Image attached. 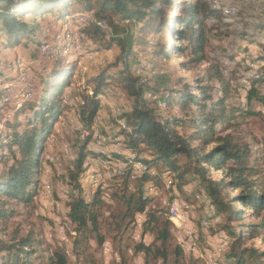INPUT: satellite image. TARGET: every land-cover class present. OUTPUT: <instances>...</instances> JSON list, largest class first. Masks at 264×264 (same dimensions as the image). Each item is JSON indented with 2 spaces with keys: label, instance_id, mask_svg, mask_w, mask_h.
<instances>
[{
  "label": "trees",
  "instance_id": "trees-1",
  "mask_svg": "<svg viewBox=\"0 0 264 264\" xmlns=\"http://www.w3.org/2000/svg\"><path fill=\"white\" fill-rule=\"evenodd\" d=\"M74 4L80 7L79 14H87L88 18L95 14V21L84 22V31L111 40L109 48L113 44L121 48L124 69L118 81L127 97L133 100L132 107L115 118L124 147L134 153L136 159L126 162L129 163L128 167L115 177L118 187L113 197L122 216L119 215L120 220L114 221L113 225L119 228L127 219L133 222L136 215L148 209L142 223L143 235L151 233L154 239L150 244L138 242L135 252L162 262L168 260L169 247L175 240V229L167 216V208L149 209L153 197L146 195L144 190L150 181L159 184V180L164 179L159 175L163 173L158 170L161 164L162 170L170 175L175 185L176 181L191 174L200 188L207 190L210 203L223 217L220 226L231 239L228 256L234 259L235 264H246L248 261L264 264L263 248L246 247L250 241H264V191L254 179L256 169L253 165L255 154L264 159V138L259 147H252L239 143L229 134L224 135V131L231 128L230 122L235 114L261 115L251 109L253 103L264 109V41L259 43L260 51L256 57V62L261 65L246 68L249 71L246 109L228 101L230 77L227 71L232 69L236 73V66L240 64L236 56L225 52L216 62L209 64L207 75L197 78L193 84L185 82L167 94V109L161 110L150 105V92L142 78L132 73L129 60L139 53L146 55L152 49V62L169 60L176 53L187 59L184 64L201 66L209 61L207 48L211 45L213 32H236L235 29L232 31L233 25L226 20L225 8L214 5L213 0H101L96 4L98 10L94 8L93 0H0V31L6 38V45L15 48L23 40H37V31L24 21L26 16L36 17V20L52 16L53 24L57 25L71 16L70 10ZM242 16H239V23L243 30L237 34L241 33L244 38L248 30L264 33V14L253 15L249 21ZM114 19L130 21V26L138 28L135 41L142 51L128 45L124 38L112 37L98 25L103 20L110 22ZM76 20L80 21V17H72L73 23ZM121 28H116L112 33H117ZM148 31L155 36L153 44ZM166 36L168 39H165ZM37 43L39 47L45 44ZM61 61L64 58L56 57L54 67L44 70L39 81V92L15 107L11 123L0 130V156L9 159L7 166L0 170V219L10 215L6 207L8 203H30L40 191L41 156L53 136L58 119L70 109L63 96L72 85L76 63L69 59L66 64ZM138 67L144 68L143 65ZM111 78L106 72H101L93 79L94 88L90 91L84 87L80 93L77 113L87 136L75 145L77 157L73 169L69 171L72 189L66 213V218L76 231V248L87 243L93 234L98 235L101 216L99 200L104 197L100 193L91 202L85 199L81 182L85 162L88 159L115 161L111 155L91 149L94 121L103 108L100 95ZM219 82L222 87L218 85ZM218 90L219 96L216 94ZM0 99H3L1 91ZM172 105H176L174 108L178 114H174ZM145 152L152 154V161L142 158ZM116 157L117 160L121 159L118 155ZM180 158H185L188 164L180 165ZM138 163L147 166L148 172L132 179V172ZM219 173L222 175L213 176ZM129 180L139 183L131 194L127 191ZM31 246L30 238L13 245L0 243V252L7 253L15 264L21 257L29 263ZM182 250L180 245H175L176 258L183 256ZM50 261L53 264H67L61 251H55Z\"/></svg>",
  "mask_w": 264,
  "mask_h": 264
},
{
  "label": "rangeland",
  "instance_id": "rangeland-1",
  "mask_svg": "<svg viewBox=\"0 0 264 264\" xmlns=\"http://www.w3.org/2000/svg\"><path fill=\"white\" fill-rule=\"evenodd\" d=\"M100 1L93 0L96 10H98L96 4ZM222 2L226 6L238 7L240 17L251 10L253 11L251 16L264 14V0H223ZM79 11H81L80 7L74 4L70 10L71 16L67 17L65 22H60L57 25L53 24L52 16H46V18L39 20H36V17L26 16L24 21L37 31V40H23L15 48L6 45V38L0 31V91L3 95V99H0V130L6 129L8 124L11 123L15 107H18L25 100L32 99L33 95L39 92L41 75L44 74L45 69L54 67L55 57L51 54L52 49H60L61 53L58 57L64 58L61 63L66 64L68 59L76 63V70L71 80L72 85L65 91L63 96L65 103L70 105V109L66 110L58 119L54 126L53 136L46 144L44 153L41 156L40 191L30 203L12 201L7 204L6 207L10 210V215L5 219H0V243L13 245L26 238L31 239L32 246L29 248L31 256L28 259L30 262L28 263L21 257L17 264H53L50 258L55 251H61L65 255L67 264H203L200 258L191 253H185L183 250V256L176 258L174 247L179 245L178 235L183 232V229H178L173 223L175 240L169 247V257L166 262L146 257L144 253L135 252V247L140 239L145 241V244H150L154 239V235L151 233L143 235V228L137 227L136 218L133 222L127 219L121 223L119 228L113 225L114 221L120 220V216H122L119 213L121 209H118L117 201L113 197L118 185L115 177L128 167L129 163L126 162L136 159V155L124 147L121 137H119L118 123L115 122V118L119 116L116 115V111L118 108L124 111L130 109L133 100L127 97L118 81L119 75L124 69L121 64L123 58L121 48L116 44L109 48L111 40H104L91 32L84 31V22L91 21V19L88 18L87 14H79ZM246 16L242 17L246 18ZM72 17L75 19L80 17V21L76 20L73 23ZM130 25L122 26L117 33H112V37L124 38L128 45L142 51L141 46L135 41L138 38V28H133ZM233 29L236 32L232 34L212 33L211 45L207 48L209 61L199 67L184 64L187 59L176 53H173L169 60L161 59L158 62H152V49H150L146 55L139 53L138 56L136 55L137 57H131L129 60L131 71L137 76L136 72L139 69L142 70L147 90L150 93L157 94L160 99L165 101L167 94L182 86L183 83L193 84L197 78L207 75L209 64L216 62V59L219 56L222 57L221 55L226 52L230 56H236L240 64V66H236V73L232 69L227 71L230 77L228 101L246 109L248 103L246 90L249 86V80H247L249 71L246 68L251 67V65L255 67L261 65L256 62L257 52L260 49L258 48L259 50L255 51V46L246 47L242 34H237L241 30L235 27ZM150 33L148 31L149 39L153 44V42L155 43V40H153L155 36ZM165 39H168V37L166 36ZM252 40H254V37ZM37 41L45 44L39 47ZM253 42L255 43V40ZM66 43L70 44L71 47L68 48ZM40 50H46L43 57ZM67 57L68 59H66ZM102 61L104 63L99 66L98 64ZM138 65H143L144 68L138 67ZM230 68L235 69L231 66ZM101 72H106L109 77H112L107 84L108 88H112V93L107 103L103 104L101 111L105 114L102 115V120H98L96 123L97 136L106 139V142H103V145L100 146L106 155H111L114 160H117L116 155L120 156L121 159L119 160L122 161L123 167L118 173L115 172L111 178H108L106 175L107 170L103 167H111V165L104 166L103 163L105 162L98 161L102 163L100 173L104 189L102 192L104 197L99 200L101 216L98 235L93 234L87 243L76 248L74 246L77 236L76 231L66 218V213L72 189L69 184V171L73 169L77 157L75 145L87 136V132L82 130L83 127L79 122L77 110L83 88L87 87L91 91L95 85L93 79ZM218 85L222 87L220 82ZM216 94L219 96L220 90ZM26 95H29L28 98H26ZM68 99L72 102H68ZM149 102L151 103V101ZM150 105L158 106L152 103ZM174 106L176 105H172L171 109H173L174 114H178V110H175ZM165 109H167V106L161 110ZM251 109L261 115L248 116L244 115L243 112L235 114L230 122L231 128L224 131V135H231L241 144L259 147L261 140L264 138V109L257 103H253ZM91 149H94L92 145ZM253 157V165L256 169L254 179L258 182L259 188L264 191V159L259 154H255ZM142 158L148 161L153 160L150 152H145ZM8 160L0 156V170L7 166ZM87 161H90V164L93 163L91 159ZM179 163L185 166L188 161L185 158H180ZM91 167H89L90 170H92ZM158 168L159 171H163L162 174H159L160 177L166 180L164 175L167 172L162 170L161 164L158 165ZM158 170H156L157 173ZM220 175L222 174H214L213 176L219 177ZM136 178L140 177L132 172V179ZM164 179H160L159 184L157 181L154 182L157 183V189L160 192L157 197L154 190H150L151 181L144 186L146 195L153 197L149 209L167 208L168 213L169 201L172 199L178 198L184 203L187 202L186 204L190 205L191 208V224L198 235L199 249L203 251L211 248L216 243L217 234L226 231L221 228V222L218 225L214 223L207 231L203 230L205 221L213 222L215 216L220 219L223 218L217 214L216 208L210 203L207 190L200 188L191 174L178 182L176 181V185L170 177L173 185H175L174 189H167ZM81 182L84 183V179H81ZM138 184L137 180H129L127 185L128 194L134 193ZM197 196L201 197L197 198ZM144 221L145 219H142V223ZM247 222L250 221L247 220ZM60 228L63 229L65 237L60 234ZM139 235L140 238L135 239V236ZM106 241L110 242L112 247L111 255L108 257L104 255L102 250V245ZM250 246L264 249V241H250L246 244V247ZM230 250L231 246L223 256L221 264H235L234 259L228 256ZM0 262L2 264H15L13 259H10L5 252H0ZM246 264L255 263L248 261Z\"/></svg>",
  "mask_w": 264,
  "mask_h": 264
},
{
  "label": "bare ground",
  "instance_id": "bare-ground-1",
  "mask_svg": "<svg viewBox=\"0 0 264 264\" xmlns=\"http://www.w3.org/2000/svg\"><path fill=\"white\" fill-rule=\"evenodd\" d=\"M213 4L217 5V6H223L225 8V10H226L225 16H226L227 22H229L232 25H234L235 28H237V29H239L241 31L243 30L242 24L239 23V16H240L239 13L240 12H239L238 7H236V6H226L220 0H213ZM90 16H93V15H90ZM90 16H89V19H91L92 21H95L94 16L92 18ZM113 22L115 24H117L118 27H122V26H126V25L131 24L130 21H121V20H117V19H114ZM98 25H99V27L102 30H104L109 35L112 34L113 31L109 27V23H107V22H98ZM255 35H254L255 43H261V42L264 41V34L258 32ZM258 38H259V41H258ZM66 46L68 48L71 47V45L68 44V43H66ZM60 53H61L60 49L55 48V49L51 50V54L55 58L58 57L60 55ZM103 63L104 62L102 61L98 65L100 66ZM136 73H137L138 77L142 78L141 81L144 83L145 82V79H144L145 77H144L143 71L139 69ZM153 74H155V73L153 72ZM111 93H112V88L106 87L103 90V92L100 95V101H101L102 105L108 101L109 97L111 96ZM148 98L152 102V104L158 105L157 108L164 109L166 107V101H163L162 99H160L157 94L148 93ZM157 102H158V104H157ZM125 111L123 109H121V108H118L117 111H116V115L121 116V115L124 114ZM96 119L95 120H96V123H97V121L100 120V115L99 114L96 117ZM94 124H95V122H94ZM103 142H106V139L101 138V137H98L97 139L94 138V141L92 143V147L94 149L96 148L95 151H97L99 153L102 152L103 154H106L104 152V150H102L103 148L100 147V146L103 145ZM91 160L93 162L92 164H90V161H86L85 165H84L85 172H84V174L82 176L83 177L82 179H84V183H85V185L83 186V193L84 194H91L92 193V183H90L91 182V170H90L89 167H91V166L93 167V168L91 167V169H92V171L95 172V176L97 177V181L99 183H101V185L103 184L101 182L102 175L100 173V169L102 167V163L98 162V161H101V160H94V159H91ZM103 162H105V163H103L104 166H106L108 164L111 165V167H108V166L103 167L104 169L107 170L106 175H107L108 178H111L114 175L115 172L118 173L119 170H121L122 167H123V163H122L121 160L103 161ZM120 166H121V169H119ZM143 170H144V174L147 173L148 172V167L145 166L142 163H138L135 166L133 172H134V174L137 177H140L138 175V173H143ZM151 174L154 175L155 172L152 171ZM165 176H166V180L164 179L165 180V187L167 189H172V187L175 188V185H173V182L170 180L169 174L164 175V177ZM154 192H155V190H154ZM158 193H160V192H158ZM200 197L197 196V198H200ZM85 199L87 200V202H91L93 200V199H91V197H85ZM186 203H184L183 201H181L178 198H175L173 200V209L175 210L176 214H183V216L186 217L187 225H188L189 229H187L185 226H180V223H176V217L174 216V212L171 211L169 208H168V213H167V216H168L169 220L171 221V223L175 224L178 229H183V232L178 235V240H179L180 247L183 249V251L185 253L186 252L187 253H191L192 255L200 258L203 261V264H221L223 256L230 249L231 239L224 233H218L217 237L215 239L216 243L214 242L215 244L213 246L211 244V246H212L211 248L201 251L199 249L198 241H197V239H198L197 236L198 235L196 234L195 229H194L193 225L191 224V215H190L191 214V208H190V205H188ZM213 219H214L213 222L205 221L203 223V230L207 231L210 227L213 226L214 223H215V225H218L221 222V219L219 217H217V216L213 217ZM136 224H137V227L142 229V219L136 220ZM59 232H60V234H62L63 229L60 228ZM0 264H2V263L0 262Z\"/></svg>",
  "mask_w": 264,
  "mask_h": 264
},
{
  "label": "built area",
  "instance_id": "built-area-1",
  "mask_svg": "<svg viewBox=\"0 0 264 264\" xmlns=\"http://www.w3.org/2000/svg\"><path fill=\"white\" fill-rule=\"evenodd\" d=\"M103 22L109 23V27L112 29V31H114L116 28H118V25L115 24L113 22V20H111L110 22L107 21V20H103ZM79 39H80V37H79ZM45 51L46 50H40L42 57L44 56ZM28 96L29 95H26V98H28ZM68 102H71L70 99H68ZM157 104H158V102H157ZM96 120L94 121L95 122V130H94V133H93L92 137L97 139L98 137H97V129H96ZM119 169H121V166H120ZM138 175L140 177L143 176L144 175V170H143V173H138ZM90 183H92V193L91 194H84V196L85 197H91V199H93V198H96L100 193L102 194L104 189H103V186L101 185V183H99L97 181V177L95 176V172L92 171V170H91V182ZM84 185H85V183H82V187ZM172 189H174V188L172 187ZM150 190H155V195H156V197L158 196L157 185L153 181H151V189ZM41 196H43V195H41ZM169 209L174 212V216L176 217V223H180V226H185L187 229H189L188 225H187L186 217L183 216V214H176L175 210L173 209V199L171 201H169ZM146 213H147V209L143 213L138 214L136 216L135 220L145 219ZM64 235H65V233L62 232V237H65ZM139 238H140V235L139 236H135V239L138 240ZM140 242L145 243V241H142L141 239H140ZM102 250H103V253H104V255L106 257L110 256L111 252H112V247H111L110 242H108V241L104 242L103 245H102Z\"/></svg>",
  "mask_w": 264,
  "mask_h": 264
},
{
  "label": "crops",
  "instance_id": "crops-1",
  "mask_svg": "<svg viewBox=\"0 0 264 264\" xmlns=\"http://www.w3.org/2000/svg\"><path fill=\"white\" fill-rule=\"evenodd\" d=\"M253 14V11L251 10V11H247V14H243V16L244 15H247L246 16V18H244L246 21H249L250 19H251V15ZM235 26L233 25L232 26V31L234 30L233 28H234ZM257 32H259V33H263V31H249L248 30V35L246 36V37H244L243 39H244V42L246 43L245 45H246V47H253V46H255V51L256 50H259L258 48H259V43L258 44H255L253 41L254 40H252V35L254 34V33H257ZM107 103V102H106ZM104 111V110H103ZM103 114H105V112H102V111H100L99 112V115H100V121L102 120V115ZM104 116V115H103ZM100 121H99V123H100Z\"/></svg>",
  "mask_w": 264,
  "mask_h": 264
}]
</instances>
